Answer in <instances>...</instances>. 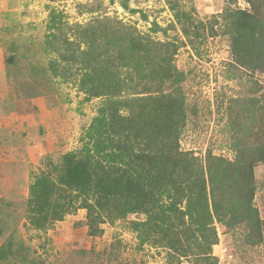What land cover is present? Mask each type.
I'll return each mask as SVG.
<instances>
[{"label": "trees", "instance_id": "obj_1", "mask_svg": "<svg viewBox=\"0 0 264 264\" xmlns=\"http://www.w3.org/2000/svg\"><path fill=\"white\" fill-rule=\"evenodd\" d=\"M122 1L130 9L129 0ZM167 3L175 19L170 27L179 25L195 50L222 30L231 36L236 64L264 71V19L255 12L228 7L206 22L179 0ZM63 17L56 10L50 14L47 45L63 34ZM71 29L61 58L80 64L79 86L86 100H106L82 136L80 151L66 153L54 166L57 179L44 175L31 185L34 223L49 221L40 215L45 205L54 210V221L86 209L94 233L99 223L143 213L145 219L130 222L139 247L166 249L168 264H218L213 254L217 224L227 230L245 226L248 241L261 243L262 220L254 197L264 140L237 139L234 159L211 151L202 158L183 150L185 74L174 63L180 46L156 40L151 32L157 28L140 32L108 15ZM57 65H51L54 74ZM6 255L0 249V264Z\"/></svg>", "mask_w": 264, "mask_h": 264}, {"label": "rangeland", "instance_id": "obj_2", "mask_svg": "<svg viewBox=\"0 0 264 264\" xmlns=\"http://www.w3.org/2000/svg\"><path fill=\"white\" fill-rule=\"evenodd\" d=\"M112 1L0 0V68L8 82L5 92L13 102L34 103L28 106H33L34 114L27 118L31 128L26 129L38 138L30 134L26 142L33 166L25 172L24 184L4 191L0 188V249L7 254L1 264H168L166 249L139 247L130 222L145 219L143 213L99 223L95 233L90 232L88 212L83 208L54 221V210L45 205L40 215L49 220L42 223L46 225L38 226L32 220L31 185L44 175L51 181L57 179L54 166L61 164L66 153L80 151L82 136L106 100H86L79 86L80 64L61 58L66 53L65 34L72 33L74 24L87 25L108 15L140 32L157 28L151 32L156 40L180 46L174 63L185 74L183 150H194L202 158L211 151L234 159L237 139L264 140V71L236 64L230 35L219 30L195 50L179 25L170 27L175 19L167 0H129L130 9L124 8L122 0ZM179 1L206 22L228 7L250 10L264 19V0ZM54 10L64 14L63 34L47 45V26ZM54 61L58 62L57 74L51 68ZM23 136L27 139V133ZM255 177L261 243L248 241L250 229L245 226L227 230L217 224L219 240L213 254L218 264H264V162L256 166Z\"/></svg>", "mask_w": 264, "mask_h": 264}, {"label": "crops", "instance_id": "obj_3", "mask_svg": "<svg viewBox=\"0 0 264 264\" xmlns=\"http://www.w3.org/2000/svg\"><path fill=\"white\" fill-rule=\"evenodd\" d=\"M3 75L4 71L0 68V188L2 191L11 185L17 187L24 184V174L33 166L31 150H28L26 142L32 137L38 139L26 129V127L31 128V124L29 126L26 123L27 118L34 114L33 106L31 108L28 106L34 103L11 101L5 92L8 89V82H4ZM26 133L27 139L23 136ZM38 146L40 147L35 144V147Z\"/></svg>", "mask_w": 264, "mask_h": 264}]
</instances>
